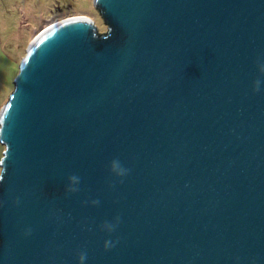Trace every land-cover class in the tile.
Wrapping results in <instances>:
<instances>
[{
    "label": "water",
    "instance_id": "obj_1",
    "mask_svg": "<svg viewBox=\"0 0 264 264\" xmlns=\"http://www.w3.org/2000/svg\"><path fill=\"white\" fill-rule=\"evenodd\" d=\"M93 5L106 32L49 27L0 112V264H264V0Z\"/></svg>",
    "mask_w": 264,
    "mask_h": 264
},
{
    "label": "rangeland",
    "instance_id": "obj_2",
    "mask_svg": "<svg viewBox=\"0 0 264 264\" xmlns=\"http://www.w3.org/2000/svg\"><path fill=\"white\" fill-rule=\"evenodd\" d=\"M47 5L45 17L30 18L31 12H41ZM93 9V0H0V112L13 91L22 57L43 30L67 18L83 16L95 22L99 33L106 32L105 23ZM3 150L0 142V162Z\"/></svg>",
    "mask_w": 264,
    "mask_h": 264
},
{
    "label": "clouds",
    "instance_id": "obj_3",
    "mask_svg": "<svg viewBox=\"0 0 264 264\" xmlns=\"http://www.w3.org/2000/svg\"><path fill=\"white\" fill-rule=\"evenodd\" d=\"M258 70L261 74H264V63H259L258 64ZM261 83L262 81L260 79H256L253 82V91L254 92H259L261 90ZM108 168L109 171L116 177H125L129 174L130 169L123 166V164L121 163V161L118 158H114L111 161H109L108 164ZM68 183L66 185V193H76L78 192L79 189V184H80V177L76 174H70L67 177ZM3 181V175L0 174V182ZM120 182H123L122 180ZM91 203L92 205H98L100 203V201L98 199H93L91 201H84L83 203ZM15 203H19V198L16 199ZM3 205V202L0 201V206ZM120 223V217L116 216L113 218V221H104L101 224V228L102 230H105L109 233L114 232L116 227L119 225ZM31 234V229H26L25 230V235H29ZM116 243H118V239L117 240H111V239H106L103 243V247L105 250H109L113 247H115ZM87 260V252L84 250L78 251L77 252V264H85Z\"/></svg>",
    "mask_w": 264,
    "mask_h": 264
},
{
    "label": "trees",
    "instance_id": "obj_4",
    "mask_svg": "<svg viewBox=\"0 0 264 264\" xmlns=\"http://www.w3.org/2000/svg\"><path fill=\"white\" fill-rule=\"evenodd\" d=\"M48 8H49V6L47 5L46 8H44L43 10H40L41 12L37 11V12H35V13H33V14H32V12H31V13H30V18H34L35 16H37V18H39V17H45V14H46V11H47ZM93 11L95 12L96 15L99 14V11L97 10V8H96L95 6H94ZM99 15H100V14H99ZM99 15H98V16H99ZM30 28L35 29V28H33V26L30 27Z\"/></svg>",
    "mask_w": 264,
    "mask_h": 264
},
{
    "label": "bare ground",
    "instance_id": "obj_5",
    "mask_svg": "<svg viewBox=\"0 0 264 264\" xmlns=\"http://www.w3.org/2000/svg\"><path fill=\"white\" fill-rule=\"evenodd\" d=\"M81 17H82V18H85V17H83V16H81ZM53 25H54V24H53ZM53 25H52V26H53ZM50 27H51V26H50ZM48 28H49V27H48ZM48 28H46L45 30H43V31L40 33V35H41L43 32L47 31ZM40 35H39V36H40ZM39 36H38V37H39ZM38 37H37V38H38ZM35 40H36V39H35Z\"/></svg>",
    "mask_w": 264,
    "mask_h": 264
}]
</instances>
